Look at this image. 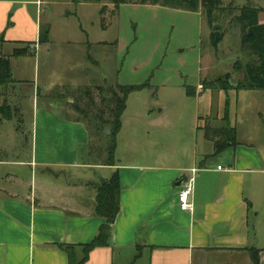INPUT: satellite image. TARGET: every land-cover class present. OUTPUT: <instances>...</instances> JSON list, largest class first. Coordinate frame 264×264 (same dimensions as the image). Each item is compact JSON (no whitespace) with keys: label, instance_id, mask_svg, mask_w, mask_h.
Listing matches in <instances>:
<instances>
[{"label":"crops","instance_id":"obj_1","mask_svg":"<svg viewBox=\"0 0 264 264\" xmlns=\"http://www.w3.org/2000/svg\"><path fill=\"white\" fill-rule=\"evenodd\" d=\"M35 2L0 0L1 41L30 42L34 52L46 45L38 43L42 24L28 10ZM257 18L264 23V11ZM243 58L233 65V80L223 76L229 89L199 88L214 80L204 77L186 93L191 114L122 118L113 165L90 160L83 121L36 107L27 158H0V264H68L57 244L90 242L104 222L94 212L101 183L95 169L104 179L117 171L119 211L108 244L93 248L83 264H253L251 251L264 264V91L235 87L243 78L238 66L252 57ZM207 125L233 128L236 143L214 153ZM11 164L28 174L6 168ZM192 172L194 209L185 212L178 182Z\"/></svg>","mask_w":264,"mask_h":264},{"label":"rangeland","instance_id":"obj_2","mask_svg":"<svg viewBox=\"0 0 264 264\" xmlns=\"http://www.w3.org/2000/svg\"><path fill=\"white\" fill-rule=\"evenodd\" d=\"M33 1L38 2L29 4L28 10L48 27L46 45L34 52L26 42L0 40V56H8L11 68V81L0 85V144L5 147L0 158H27L26 135L33 111L46 106L83 121L90 134V160L103 161L106 154L100 148L109 140L100 134L101 129L96 134L89 127V118L108 117L109 96L102 100L92 86L84 95V86L147 83L128 94L121 119L132 114H191L192 99L187 98L185 87L196 88L204 77L217 79L227 73L233 80V65L243 63L247 52L241 45L240 27L232 21L234 15L229 19L226 14L216 15L213 26L218 29H212L200 9L184 11L138 4L139 0H123L117 7L110 0ZM232 1L222 0V4ZM260 2L264 3L234 0V12L246 4L259 7ZM102 5L106 10L101 14ZM212 31L223 34L217 45L212 43ZM16 49L26 54L14 55ZM245 103L239 104V112ZM245 109L249 114V107ZM6 168L28 174L21 165ZM101 173L95 169L97 183L104 179Z\"/></svg>","mask_w":264,"mask_h":264},{"label":"trees","instance_id":"obj_3","mask_svg":"<svg viewBox=\"0 0 264 264\" xmlns=\"http://www.w3.org/2000/svg\"><path fill=\"white\" fill-rule=\"evenodd\" d=\"M77 2V0H74ZM84 2H97L101 3L103 0H83ZM110 2L117 7L119 3H123V0H110ZM233 2L227 5L222 4V0H139L138 4H150L159 5L172 9H180L184 11L195 12L202 9L208 24L212 29H218L213 26V20L216 15L232 14L235 11ZM106 6L102 5L100 13H104ZM238 13L234 15L232 21L240 27L241 32V45L245 51L252 57L249 62L244 66H238L243 72V78L235 85L237 89H257L264 91V23L258 21V13L264 11V7H255L250 4H246L237 9ZM236 10V11H237ZM48 27L41 25L39 29L38 43L48 42ZM222 32L218 36L211 32L212 43L217 45L222 37ZM32 43L26 42L27 46ZM23 51V50H22ZM29 52V49H28ZM25 55L17 51H14V55ZM11 68L8 56H0V85H5L11 81ZM202 86L210 89H223L227 90L231 87L228 76L223 78H217L214 80H203ZM144 86H148L147 83L143 85H115L111 86H99L93 85L92 88L100 92L102 100L106 99V95L109 96V100L105 105V109L108 111V117L104 118L101 114H94L93 118L89 121L90 128H93L96 134L101 129V135L103 138H107L109 141L106 146L101 145V150L106 157L102 161L104 164L113 165L116 161L114 158V150L116 145V135L121 126V115L126 106V99L129 93L135 90H139ZM90 86H84V95H89ZM186 93L192 95L193 92L190 87L186 86ZM107 100V99H106ZM226 114V112H225ZM109 127L110 134L106 136L104 130ZM88 130V128H87ZM89 132V130H88ZM205 137L214 144V153H218L224 148L233 146L236 143L235 132L233 128H217L214 129L209 125L204 127ZM90 135V134H89ZM119 176L117 171H114L110 178L104 179L96 187L95 207L94 212L97 216L101 217L104 222L99 226L97 233L92 240L85 244L73 245V244H57L62 249L68 258V264H83L87 258L89 252L95 247L106 246L108 244V238L110 234L111 225L115 220V217L119 211ZM76 247H79L82 251V258L77 260ZM251 258L253 264L258 262V252L251 251Z\"/></svg>","mask_w":264,"mask_h":264},{"label":"built area","instance_id":"obj_4","mask_svg":"<svg viewBox=\"0 0 264 264\" xmlns=\"http://www.w3.org/2000/svg\"><path fill=\"white\" fill-rule=\"evenodd\" d=\"M202 85H199L201 88ZM220 169V166H218ZM194 189V173L183 177L182 182L178 186L177 190V202L180 210L185 212H192L194 209L192 193Z\"/></svg>","mask_w":264,"mask_h":264},{"label":"water","instance_id":"obj_5","mask_svg":"<svg viewBox=\"0 0 264 264\" xmlns=\"http://www.w3.org/2000/svg\"><path fill=\"white\" fill-rule=\"evenodd\" d=\"M215 35L218 36V32H216ZM105 133H106V134H109V130H108V129H105ZM26 141H27V136H26ZM100 180H101V182H103V179H100ZM181 182H182V180H180V181L178 182V184H180Z\"/></svg>","mask_w":264,"mask_h":264}]
</instances>
